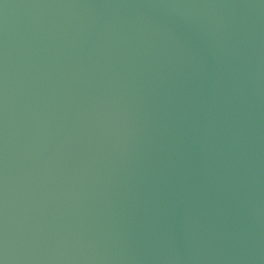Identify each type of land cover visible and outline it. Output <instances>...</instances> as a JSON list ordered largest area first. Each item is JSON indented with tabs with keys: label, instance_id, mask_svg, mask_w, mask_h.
<instances>
[{
	"label": "water",
	"instance_id": "water-1",
	"mask_svg": "<svg viewBox=\"0 0 264 264\" xmlns=\"http://www.w3.org/2000/svg\"><path fill=\"white\" fill-rule=\"evenodd\" d=\"M6 264H264V0H0Z\"/></svg>",
	"mask_w": 264,
	"mask_h": 264
},
{
	"label": "snow or ice",
	"instance_id": "snow-or-ice-1",
	"mask_svg": "<svg viewBox=\"0 0 264 264\" xmlns=\"http://www.w3.org/2000/svg\"><path fill=\"white\" fill-rule=\"evenodd\" d=\"M0 264H6L5 259L2 254V249H0Z\"/></svg>",
	"mask_w": 264,
	"mask_h": 264
}]
</instances>
